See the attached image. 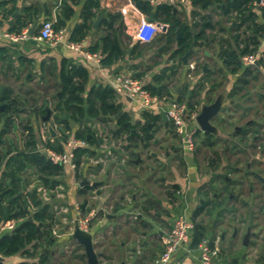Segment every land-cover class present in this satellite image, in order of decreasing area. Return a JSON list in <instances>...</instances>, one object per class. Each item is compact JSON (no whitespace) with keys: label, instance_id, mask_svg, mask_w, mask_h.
Masks as SVG:
<instances>
[{"label":"crops","instance_id":"crops-1","mask_svg":"<svg viewBox=\"0 0 264 264\" xmlns=\"http://www.w3.org/2000/svg\"><path fill=\"white\" fill-rule=\"evenodd\" d=\"M86 1L16 0L0 8L3 28L9 31L19 27L18 18L24 15L26 7L38 9L31 23L32 26L36 21L38 24L30 38L11 42L0 35V48L7 51L6 57L0 58V74H14L18 82L25 75L27 82L23 84L40 82V90L43 87L46 89V94H41L32 89L18 91L7 85L29 101L26 111L14 123L15 130L9 135L13 148L19 147V122L24 124L30 121L36 132L35 138L41 142L36 129L42 119L37 117L36 110L45 99L50 98L49 91L58 89L62 59L88 70L84 95L93 86L112 87L116 77L129 73L141 76L146 84L162 85L160 95L184 101L198 112L204 103L212 102L222 93L225 98L222 111L212 120L218 132H203L204 142H201L198 153L191 155L185 151L182 155L183 168L179 173L171 169L174 168L173 155L165 149L167 147L154 146L153 141L149 140L150 146L140 154L137 147L141 143L139 137L128 139V132H113L121 129L114 120L109 123L91 121L97 143H90V155L84 157L77 168L63 165L64 172L58 178L60 184L55 188V197L58 192L59 198L69 197L70 201H74L72 208L79 204L81 216L90 217L89 233L100 264H157L155 259L163 250L164 229L171 227L181 214L193 222V238L200 230L203 237H208L216 248L214 264H264V64L258 69H249L242 62L237 65L238 60L222 55L225 50L238 52L239 48H243L250 35L248 24L239 26L240 16L234 11L226 14L224 3H214L202 10L192 0H186L184 4L173 7L174 16L191 27L193 38L195 35L187 64L183 63L182 55L169 54L173 46L177 48L175 42H166L169 24L155 18L154 13L152 19L151 14L143 11V14L133 13L127 0H99L101 9L121 15L122 20L117 27L122 24V38L125 40L127 37L132 42L128 43L130 46L126 48L124 56L111 66L87 59L63 42L51 44L36 38L41 23L48 19L56 20L62 14L65 2L75 9L64 26L71 35L77 24L84 23ZM148 1L153 7L166 4ZM254 2L250 4V10L257 23H263V8ZM120 7H126V13H122ZM216 10H220L217 20L212 15ZM15 11L18 13L14 17ZM100 15L105 16L102 13L88 20L90 27L87 34L78 41L89 50L99 46L104 37L105 31L101 27L103 18L95 25ZM145 18L158 23L160 27L152 42L143 43L153 48L159 60L162 59L155 61L154 66L149 63L150 56L140 50L142 43L135 54L131 53V46L135 42L132 35L137 24ZM204 22L211 23L213 27L205 28L204 34L198 37ZM163 27L167 30L164 31ZM156 75L163 76L159 82L153 80ZM175 82L178 85L172 95L168 87ZM0 85H3L1 80ZM119 98L122 110L129 113L132 109L136 117L141 116L142 110L136 101L121 95ZM158 113L165 118L163 113ZM244 130L248 133L240 137ZM158 136L160 141L162 137ZM146 155L148 160L143 163ZM160 163L168 167L166 173L162 174L164 178L156 183L159 175L153 177L152 171ZM29 173L32 170L27 171L26 175ZM64 175L72 176L70 188L63 183ZM85 180L88 184L82 185ZM94 183L100 184L95 187ZM34 184L32 182L30 187ZM171 185L181 190L178 196L163 192ZM172 196H176L175 200L171 199ZM62 203L66 209L67 203ZM247 233L248 244H245ZM73 248H59L56 245L52 253L56 256L59 251L64 257L66 253H76ZM14 255L3 257L4 264L29 260L21 253ZM62 262L55 263L53 260L54 264ZM180 263L202 264L195 250L186 252L184 248L177 251L168 264Z\"/></svg>","mask_w":264,"mask_h":264},{"label":"trees","instance_id":"trees-1","mask_svg":"<svg viewBox=\"0 0 264 264\" xmlns=\"http://www.w3.org/2000/svg\"><path fill=\"white\" fill-rule=\"evenodd\" d=\"M254 1L192 0V3L202 10L208 9L214 3L220 5L224 3L226 6L222 8L226 14L234 11L240 16L239 26L248 24L250 35L246 38L243 48H239L238 52L225 50L222 53L228 59L238 60L237 65H240L242 55L254 52L264 39V22L257 23L255 15L250 10V4ZM10 2L15 3L16 0H0V8ZM133 2L144 13H154L155 18H160L169 24L170 27L165 37L166 42L168 44L175 42L177 46L172 56L185 54L194 44L191 27L174 16L172 6L162 4L153 7L148 0H133ZM37 10L34 6L26 7L24 15L18 18L19 27L12 31L18 32L24 26L31 24L38 13ZM74 12V7L65 2L62 14L57 17L54 27L56 29L63 28ZM102 13L105 14L101 22V27L105 31L104 37L100 40L99 46L91 47L90 50L93 52L99 50L103 54L102 64L111 66L124 56L126 48L130 46L129 42L122 38V24L119 28L117 27V24L122 20L119 13L101 9L99 0H87L83 8L84 23L77 24L73 28L70 39L80 41L84 38L90 27L88 20H92ZM204 20L207 21L206 18ZM212 27L211 23L204 22L198 37L204 34L205 28ZM133 44L131 53L135 54L141 43L135 41ZM6 53L5 48H0V58H5ZM162 77L156 75L153 80L159 82ZM88 78L89 73L84 66L73 64L68 59H62L58 83L61 84L63 102L56 104L55 120L63 123L64 129L60 139L56 140L57 145L48 143L47 146L58 151L64 149L67 137L70 135L69 132L72 130L69 122L62 119L64 113H68L70 118L76 122L85 121L72 135L76 138L86 139L89 143H97L95 131L92 126L87 124L89 121L108 122L117 117L116 123L121 127L118 129V133L128 132L132 127L127 113L122 112L119 94L111 86H93L84 95ZM146 87L153 93H158L157 85L149 83L146 84ZM47 100L45 99L43 105L36 110L37 117L40 118L45 113ZM28 102L22 95L15 93L10 86L0 85V106L4 105V108L0 107V254L3 258L21 253L26 259L31 260L21 261L18 264H54L52 251L57 245L58 239L53 235V225L57 219L53 206L57 202L55 188L60 184L58 178L64 172V166L52 163L39 151V148L45 144L42 140L38 142L35 138L34 127L27 123L21 124L19 122L18 128H22V133L18 139L19 147L13 148L9 135L15 130L16 119L26 111ZM144 116H149V112H145ZM26 131H29V134H26ZM90 151L88 148H78L76 150V164L79 165L84 157L90 155ZM30 170L32 173L27 176L26 173ZM32 182L35 184L30 187ZM22 183L27 187L25 191H23ZM41 186L48 190H54L49 201L44 199L42 191L39 190ZM5 208L8 211L7 218H4ZM10 220L16 221L15 227L2 230V226ZM203 236L204 234L199 230L194 238L195 243ZM77 258L82 260L85 258V254L79 255ZM0 264H4L1 258ZM61 264H66V262Z\"/></svg>","mask_w":264,"mask_h":264},{"label":"built area","instance_id":"built-area-1","mask_svg":"<svg viewBox=\"0 0 264 264\" xmlns=\"http://www.w3.org/2000/svg\"><path fill=\"white\" fill-rule=\"evenodd\" d=\"M128 7L132 9L133 13L143 12L137 7L133 0H127ZM153 4L166 3L172 7H178L184 4L186 0H150ZM256 5L264 8V0H255ZM122 13H126V7H120L119 9ZM56 20L48 19L41 23L38 34L36 38L49 42L51 44H58L60 42L65 43V45L83 54L87 59L94 60L97 63H102L103 54L100 51L93 52L87 48H84L80 42L73 41L70 39V33L66 27L56 29L54 27ZM32 24L24 26L20 31H9L3 28L2 22L0 20V35L7 38L11 42H19L26 40L32 36L30 34V29ZM160 32V27L158 23L143 19L141 20L133 33V39L140 43H150L152 42L156 35ZM264 51L262 48L257 49L256 52L246 53L241 56V61L246 65H253L255 61L263 56ZM112 88L116 92L124 97L130 98L136 103L141 110L146 111H159L163 113L165 118L169 120L175 127L176 131L181 137L182 144L184 148L190 152L194 149V133L198 128L197 115L198 111L189 108L187 103L177 99H171L167 96L153 93L146 87V82L144 78L138 77L132 73L118 76L114 79L112 83ZM46 123L44 121L39 125V133L41 139L46 141ZM27 133V131L25 132ZM53 142V138L50 139ZM90 143L86 139L76 138L74 135H69L67 137L64 149L58 151L53 147L42 145L39 151L43 153L49 161L55 164L69 166L72 169L76 168V150L78 148H88ZM39 190L42 191L45 200L49 201L51 198V190L45 187H40ZM75 210L78 213L77 226L86 232H89V221L90 217H82L80 212V205H75ZM16 225L15 220L7 221L3 226L2 230L13 229ZM193 222L187 218L184 214L179 215L175 218L171 227L164 230L163 233V250L158 258L155 259L157 264H168L172 259L173 255L184 248L186 252H191L195 250L197 252V259L202 264H214L215 257L217 255V250L212 245L208 237H202L198 242H194L193 238ZM2 255L0 254V258ZM182 264V263H180Z\"/></svg>","mask_w":264,"mask_h":264},{"label":"flooded vegetation","instance_id":"flooded-vegetation-1","mask_svg":"<svg viewBox=\"0 0 264 264\" xmlns=\"http://www.w3.org/2000/svg\"><path fill=\"white\" fill-rule=\"evenodd\" d=\"M259 48H262L263 51H264V39H262L261 43L256 47V49H255L254 52H256L257 49H259ZM175 49H176V47L173 46L172 49L170 50L169 54L170 55L173 54V52L175 51ZM263 64H264V54H263V56H261L260 58H258L253 65H246V64H244V65L247 66V67H249V69H255V68L258 69ZM4 76H8V74H4ZM60 88H61V84L59 85L58 89L56 90L55 96L53 95L51 97L52 99L49 98L46 101L47 103L45 105V113L42 115V117L47 114V110L48 109L50 110V113H49L48 120L47 121H44L46 123V127H47L46 128V135H47L46 141H43L41 139L44 144H48V143L54 144L56 142V140H59L60 139L61 134H62L63 129H64V124L61 123V122H57L55 120V114H56L55 107H56V104L58 102H63V99L61 98V90H60ZM122 112H125V111L122 110ZM145 112H149V116H147V117L144 116V113ZM126 113H127L128 117H130L129 122L132 125V127L128 131V136L127 137H128V139L132 138L133 136L139 137V139L141 141L140 144H137V147L140 148L139 153L141 154L144 150L147 149V147L150 146V145H148V141L149 140L153 141L154 146H157L158 145L157 147H161V146L167 147L165 149L167 151H169V153H171L173 155L174 168H171V169L172 170H176V173H179V171L183 168L182 155L184 154V152L187 151L191 155H196L198 153L199 149H200V146H202L201 142H204V137H202L203 136V131L200 130V128L198 126V128L196 129V131L194 133V149H193L192 152H190V151H188V150H186L184 148V146L182 144V141H181V137L178 134V132L176 131L175 127L172 125V123L169 120H167L166 118L160 117L158 111H146V110H142V112L140 113L141 116H138V117H136L135 113H133V112H131V113L130 112L129 113L126 112ZM66 115H68V118H65ZM62 119L67 120L69 122V124L71 125L72 130L71 131L69 130L70 131L69 132L70 135L72 133H74L75 130H77L81 126V124H84V122H85L84 120H80L79 122L78 121L77 122L74 121L73 119L70 118V115L68 113H64L62 115ZM116 119H117V117H115V119H114L115 122H116ZM109 122H110V120L108 122H106V123H109ZM25 124H26V122H25ZM27 124H29L31 126L33 125L30 121H27ZM49 124L56 131V135L55 136H51V134L49 132V128H48L49 127ZM87 124L90 125V126H92L91 125V121L87 122ZM19 129H20V131L22 133V128L20 127ZM132 129H136V131L138 133L136 135L134 134V135H131L130 136ZM36 130H37V133H38L39 137L41 138V135L39 133V127ZM108 131H110V129H108ZM117 131L118 130H113V132H115V133ZM245 131L246 130H244V131H242L240 133V137L246 136V134L248 132H245ZM26 134H29V131ZM158 135H160L162 137L160 141L158 140V137H159ZM129 136H130V138H129ZM52 138H53V142L50 141V139H52ZM240 142H242V140H240ZM144 159L145 160L142 161L143 163H145L148 160L147 155L145 156ZM139 160L141 161V158ZM76 161H77V159H76ZM77 167H78V165L76 164V168ZM167 167L168 166L165 163H163V164L160 163L159 166L157 167V169L156 168L153 169L152 176L153 177L156 176V178H157L158 175H159V179L156 180V183H160L159 181H161L162 178H164L162 176V174L165 172V169ZM156 178H154V179H156ZM78 184H79V182H78ZM85 184H88V183H85ZM85 184H82V185H85ZM168 188H164L163 192L164 193H169V194H172V195H176V196H178L181 193V190L178 187L174 186V185H171V187L169 189ZM176 196H172L171 199L175 200ZM75 205H74L73 208L71 207L72 209L69 208V207L66 208V209H64L61 206L62 209L64 210V211L62 210L63 211L62 212L63 214H66L67 211L69 209H71V210H69V212H72V215H75V218L73 219V221L75 222L73 231H74V229H75V227L77 225V218H78V213L75 210ZM59 222L60 223L62 222L61 219L59 220ZM72 233H71V236H72ZM71 238H73V237H71Z\"/></svg>","mask_w":264,"mask_h":264},{"label":"rangeland","instance_id":"rangeland-1","mask_svg":"<svg viewBox=\"0 0 264 264\" xmlns=\"http://www.w3.org/2000/svg\"><path fill=\"white\" fill-rule=\"evenodd\" d=\"M213 10V9H212ZM219 12L220 10H216V12H213L212 15L215 17V19L217 20V16H219ZM247 29V28H244V30ZM125 40L126 42H131V39L125 37ZM150 46L146 45V44H143L142 43V46L140 47V50L146 54V55H149L150 57H148V60H149V63L151 66H154V63L155 61H162L159 60L158 56H155V53H154V50H152L153 48H149ZM168 64V63H167ZM169 65V64H168ZM264 66V65H263ZM0 72H1V68H0ZM0 80L1 82L3 83V85H10L12 87H14V89L16 90H22V91H27L28 89H32L33 91H35V93H37L39 91V93L41 94H46L45 91V87H43L42 91L40 90V86H39V83L40 82H35V83H30V84H23V82H27V79L25 77V75H23V77L18 81L17 77L13 75H8L7 77L0 74ZM178 83H173L171 86H169V90L172 92V95L175 94V89L177 87ZM56 89V88H55ZM35 93L33 95H35ZM55 93H56V90H51L48 92L50 98L54 95L55 96ZM171 95V96H172ZM32 97V96H30ZM173 97V96H172ZM55 98V97H54ZM32 99V98H31ZM52 99V98H51ZM138 110V109H136ZM130 112H132V109L129 110ZM108 131V129L106 130ZM72 182H73V179H72V176L71 175H68V176H65L64 175V178H63V183L64 185H67L69 188L70 186L72 185ZM63 185V186H64ZM66 190V187H64V191ZM60 191V190H59ZM59 195H60V192H58ZM56 195V201H58V203L56 202L55 205L53 206V209L55 210V215H56V222L54 223L53 225V235H55V237L58 239L57 241V246L60 248V247H63V246H73L74 248V251H76V253H66V256H62L61 252H57L56 256H54L53 260H55V263H59L60 261H73L72 264H85L86 263V258L82 259V260H79L77 258V256L79 255H82L84 254V248L77 242V240L71 238V233L73 232V228H74V225H75V222L73 221V215H72V212H69V210H71L72 208V205H73V200H69V197L65 196V197H62L60 196V198L58 197L59 195ZM62 202H66L67 204H65V206L68 208H71L67 211L66 214H63L62 212L64 211L62 209L61 206H63ZM69 202V203H68ZM63 210V211H62ZM85 213V211L83 212ZM61 219V223L59 222V220ZM170 227H167V229H169ZM165 230V229H164ZM230 239H231V236H230ZM55 249V247H54ZM15 258H16V255H14ZM75 256L74 259H72L73 257ZM14 259V258H13Z\"/></svg>","mask_w":264,"mask_h":264},{"label":"water","instance_id":"water-1","mask_svg":"<svg viewBox=\"0 0 264 264\" xmlns=\"http://www.w3.org/2000/svg\"><path fill=\"white\" fill-rule=\"evenodd\" d=\"M176 10V9H175ZM18 13V11H15L14 13V17L16 16V14ZM103 18V15H100V17L96 20L95 25H97L100 20ZM151 19L153 18V13H151ZM37 21L34 23V25L31 27L30 29V34H33L34 30L36 29V25H37ZM163 30L166 31V27H163ZM195 38V35H194ZM192 51V49H189L184 55H182V60L184 64L188 63V55L190 54V52ZM158 93H161V89H162V85H159L158 87ZM224 95L222 93H220L219 95H217V97L210 103H204L200 110L199 113L197 115V123L199 125L200 130H202L203 132H208V133H217L218 129L217 127L212 123V119L215 118L220 111L222 110L223 107V102H224ZM1 108H4V105L0 106ZM49 113L50 110H47V114L45 116H43L41 119L42 121H47L48 117H49ZM65 118H68V115L65 116ZM49 132L51 134V136H55L56 135V131L54 130V128L49 124ZM138 132L136 131V129H132L131 131V135H136ZM129 136V138H130ZM87 183V181L85 180L82 184ZM100 183H94L93 185L96 187L98 186ZM22 188L23 191H25L27 189L26 185L24 183H22ZM22 192V191H21ZM9 202V200H8ZM8 215V211L7 208H5L4 211V218H7ZM248 235L249 233H247V235L245 236V244H248ZM72 236L84 247V252H85V256H86V260H87V264H100L99 261V255L98 253L95 251L94 245H93V240H92V235L89 232L83 231L81 230L77 225L72 233ZM1 259L3 260V258L1 257Z\"/></svg>","mask_w":264,"mask_h":264}]
</instances>
